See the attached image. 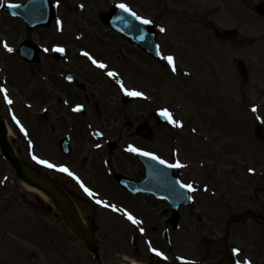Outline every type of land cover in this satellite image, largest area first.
Returning <instances> with one entry per match:
<instances>
[{"label":"rangeland","instance_id":"obj_1","mask_svg":"<svg viewBox=\"0 0 264 264\" xmlns=\"http://www.w3.org/2000/svg\"><path fill=\"white\" fill-rule=\"evenodd\" d=\"M7 1L0 0V11ZM119 1L106 0V5ZM133 1L148 8L153 4L152 0ZM195 1L160 0L156 20L160 59L156 61L140 56L97 18L88 32L76 21L62 20L60 31L51 23L42 32L48 39L53 35V40L40 43V63L30 65L16 53L22 39L18 21L1 14L0 87L7 90L12 103L0 93V112L10 128L8 138L19 158L35 164L48 183L57 184L84 222L96 230L99 261L71 232L53 203L25 189L0 155V228L7 226L17 234L25 231L23 241L12 235L6 240L1 256L26 257L28 264H129L127 258L147 264H232L233 248L239 250L236 260L264 264V18L253 10L264 0H240L238 8L231 2L225 13L207 0H201L197 9ZM222 14L242 21L235 37L225 36L224 30L234 23ZM4 43L13 51L8 52ZM52 43L51 47L66 52V59L49 58L45 49ZM85 52L106 67L93 64ZM165 56L173 57L172 65ZM238 62L245 65L246 79ZM66 71L85 83L89 95L66 84ZM109 71L116 75L107 77ZM71 87L79 94L75 93L79 98L75 101L87 105L86 119L69 111L57 116L50 110L65 99L62 91L69 95ZM125 90L143 96L123 103L120 96ZM44 105L51 107L47 123L38 119L44 118ZM159 110H167L179 124H158ZM138 121L150 124L152 138L137 135L130 127ZM258 126L262 136L256 134ZM93 130L105 132V138L118 143L110 166L103 164L104 140H96ZM64 135L72 144L69 157L60 156L55 145ZM130 145L178 164L174 171L182 182L192 185L191 203L181 208L177 230L162 214L164 202L144 194L130 195L116 185L111 174L115 171L135 178L143 174L141 163L127 151ZM252 146L256 149L251 150ZM83 156L94 168V174L83 175V184L62 173L56 177L51 168L39 167L37 162V157H45L42 160L50 164L62 162L59 166L65 159ZM248 211L261 221L246 218ZM125 212L140 223L133 224ZM163 228H168V241Z\"/></svg>","mask_w":264,"mask_h":264},{"label":"water","instance_id":"obj_2","mask_svg":"<svg viewBox=\"0 0 264 264\" xmlns=\"http://www.w3.org/2000/svg\"><path fill=\"white\" fill-rule=\"evenodd\" d=\"M48 0H43V6H46ZM43 7V8H44ZM21 8H10L11 11H19ZM45 9V8H44ZM259 10L264 13V5L259 7ZM41 18L38 16L37 24L47 25L48 24V16H44L43 20L40 21ZM103 21L108 24L111 28L117 31L121 36H126L128 39L132 41L133 44L139 46L143 51L148 52L151 55H155L156 45L154 42L155 34L152 32L151 28L147 24H142L139 21V24L142 28V32L138 33V30L135 28V24L137 20L134 16L130 14V12H125L123 9L118 6H113L109 11L102 15ZM135 23V24H134ZM28 59L31 61H36L37 57V48L32 50ZM59 56V55H58ZM4 123L0 117V147L1 152L6 157V159L12 164L13 169L16 170L18 175L25 179V181L32 186L43 191L48 197H50L57 208L60 210L63 215V219L69 224L71 229L78 235L80 239L84 241L87 248L96 254L95 246L93 245L94 239H92V233L88 231L79 218L78 214L75 211L66 209L61 202L60 196L53 191L48 185L42 182L39 179H36L34 175H30L26 168L27 166L19 161L12 154V148L8 143L5 136V127ZM138 159L145 165L146 177L140 182H134L133 180H129L122 175H116L117 182L124 188L129 191L136 192H158L162 193L161 196H166L173 207L174 219L172 223L176 226L177 219V209L182 202L187 201L188 194L186 190L180 188L179 182L173 175L171 167L167 164H160L158 160H153L149 156H144L138 153Z\"/></svg>","mask_w":264,"mask_h":264},{"label":"flooded vegetation","instance_id":"obj_3","mask_svg":"<svg viewBox=\"0 0 264 264\" xmlns=\"http://www.w3.org/2000/svg\"><path fill=\"white\" fill-rule=\"evenodd\" d=\"M54 2H56L57 7L56 8V13H57V17L58 21H57V26L55 25L54 30L59 31L60 27H58L61 23L62 20H67L68 23H74L76 21V23H80V25H85V26H90L93 23L94 24V20L95 19H99L102 11H106L107 10V5H106V0H53ZM214 4H211L212 7L214 8H226L228 9L231 1L233 0H212ZM30 2V3H29ZM207 2H209L207 0ZM19 3L22 4V6L24 7L25 13L23 18L19 19V25H20V30H18L19 32L21 31L20 35L22 36V40H27V41H32L34 43H42L44 40L48 41V40H53V35L50 37V39H48L47 37H45L43 35L42 32V28L38 27L35 29H31L29 30L28 26H27V22H26V8L29 6V9L31 12H34L37 10V3H32L30 0H19ZM153 6H152V11L155 14L157 13L158 10V4L156 1L153 2ZM200 3L195 2V6H199ZM140 8L146 9L147 12H149L151 10V7H144V5L139 4ZM241 24V21L239 20L237 23H235L236 26H239ZM56 36V37H55ZM54 36V39L57 38V34ZM42 47V46H41ZM53 49V48H51ZM50 49V50H51ZM66 84H70L74 85V82H66ZM64 93V96H62V100L63 98H65L63 101L59 100V105L56 104L57 106H52V108L50 110H52V114H55L57 116H59L60 114H64L65 115V111H69V114L71 115H75V113L77 115H79V117H81V115H85V109H83V113H79L78 111H73V109L75 108L74 105L77 103V105H80L81 103L75 101V100H79V98L77 97L76 91H72V87L67 91L69 92V95L64 92V90L62 91ZM80 93H82V91L79 90ZM76 93V94H75ZM79 95V94H78ZM83 95H87L86 93H84ZM58 109V110H57ZM43 114V113H42ZM68 114V117H70V115ZM45 119L48 120L49 116L47 114L44 115ZM86 115H85V119H86ZM66 119V118H64ZM68 131H70L69 126H67ZM68 136V135H66ZM69 137V136H68ZM70 140V137H69ZM58 144V141H57ZM56 145V148L59 150L58 145ZM60 156H63V154L60 152ZM109 153V154H108ZM107 153V159H104V162L107 165H110V161L111 159H113V153L112 152H108ZM36 155V154H35ZM37 156V155H36ZM35 156V157H36ZM66 157V156H63ZM69 157V156H68ZM39 157H37V160H42L43 158L45 159V157H42L41 159H38ZM84 159H76L75 161H69L65 159V162H63L67 167H69L71 170L72 175H69L67 173L66 174H62L66 177H72L74 176V174L76 173L78 178L82 180H85L83 175H88V174H94V168L91 165H87L88 164V157H83ZM91 161V158H90ZM62 162H54L52 165H55V167L51 168V173H55L56 177L59 176V166H57L58 164H61ZM77 166H75V164ZM39 167L41 166L38 165ZM79 166H81V169H79ZM13 236L15 239L17 240H25V231L21 230L17 232H15L14 230H10L7 226L0 228V247L3 248V246L6 244V240L10 239V236ZM25 242V241H24ZM20 254V253H19ZM1 249H0V264H28V261L26 259V257H14L11 258L10 256H1ZM21 256V255H20Z\"/></svg>","mask_w":264,"mask_h":264},{"label":"snow or ice","instance_id":"obj_4","mask_svg":"<svg viewBox=\"0 0 264 264\" xmlns=\"http://www.w3.org/2000/svg\"><path fill=\"white\" fill-rule=\"evenodd\" d=\"M7 7H9V8H16V7H19V5L9 3V4L7 5ZM118 7L121 8V9H123L125 12H130V14H131L132 16L136 17V19L139 20L142 24H150V23H151L150 20H147V19H144V18H142V17H139L135 12H132L131 9H129V7H128L126 4H119ZM58 23H59V21H58ZM160 31L163 32V31H165V29L161 28ZM3 46H4V48H5L8 52H12V51H13V49H12L11 47H9V46L7 45V43H4ZM54 50H55V51H60V52L64 51L62 48H56V49H54ZM45 51H47V49H45ZM83 54H84L85 56H88V58L92 60V63H93V64H96L99 68H105V67H106V65H104L103 63H98L96 60L92 59V57L89 56V54H88L87 52H85V53H83ZM157 54L159 55V51L157 52ZM164 59L168 62L169 65H172V64H173V57H171V56H165ZM173 71H175V68H174V67H173ZM107 75L110 76V77H112V76H115L116 73H115V72H112V71H109V72L107 73ZM69 79H70V78H69ZM117 83L120 84V85H121V88L123 89V84H122L119 80H117ZM0 93H4V100H5V102H7V103H9V104L12 103V101H11V100L8 98V96H7V90H6V89L0 87ZM125 93H126V95H129V96H136V97H142V96H143V93L138 92V91H127V90H125ZM81 107H82V106L77 105V106L73 109V111H80V110H81ZM252 111H253V112H256L257 109H256L255 107H253V108H252ZM160 115H162V116H164L165 118H167V119L169 120L170 123L177 124V125L179 124L178 121H175V120L172 119L171 114H170L167 110H163V111H161ZM257 119H259V117H258ZM98 146H99V145H98ZM127 151H130V152H138V153H140L141 155L149 156V157H151V159H153V160H158L160 164H166V163H167L166 161L160 159L159 157L153 155L152 153H149V152H141L140 149L134 148V147H132L131 145L128 147ZM33 159H36V157H33ZM37 162L40 163V164L46 165V166L49 167V168H53V167H55V165H52V164L48 163V161H45V160H37ZM168 166H169V167H179L178 164H176V165H168ZM60 171L68 172V169H67V168H63V167H61V168H60ZM249 171L251 172V171H253V170H252V169H249ZM68 174H69V175H72L71 172H68ZM180 186H181L182 188H186V189H188L189 191H193L192 185H190V184H181ZM85 192H88L89 195H92V193H91L87 188H85ZM189 199H191V197H189ZM97 203H101V201H97ZM105 206H108V205H105ZM112 208H113L114 211L117 210V209L115 208V206H112ZM125 216H126L127 219L130 220L133 224H138V223H140V221H138L135 217H133L131 214H129V213H127V212H125ZM141 231H143V229H141ZM153 251L156 252L155 249H153ZM232 251H233V254L235 255V254H237V252H238L239 250H238V249H233ZM156 255L160 256V255H162V253H160V252H156ZM236 264H240V261H237ZM244 264H250V262H249V261H244Z\"/></svg>","mask_w":264,"mask_h":264},{"label":"bare ground","instance_id":"obj_5","mask_svg":"<svg viewBox=\"0 0 264 264\" xmlns=\"http://www.w3.org/2000/svg\"><path fill=\"white\" fill-rule=\"evenodd\" d=\"M7 132H8V134L10 133V128L9 127H7ZM253 147L254 146H252V149L251 150H254V149H256V148H254L253 149ZM255 154H253L251 157H253ZM254 158V157H253ZM252 159V158H251ZM254 160H252V163L254 164ZM253 171H252V176L254 177V176H256L255 174H256V172H255V169L254 168H251ZM23 185H24V187H26V189H28L29 191H33V192H35V193H37L38 195H40L41 197H42V199H44V200H49L48 199V197L43 193V192H41L40 190H38V189H35L34 187H32V186H29V185H27L26 183H23ZM60 199H61V202H62V204L64 205V207L66 208V209H68L69 208V210H72V211H76V209L77 208H74V205H73V203L70 201V200H68L67 198H65L64 196H60L59 197ZM232 250H233V248H232ZM231 252H233V251H231ZM127 260H131V262H134L132 259H127ZM238 260H236V254L234 255V254H232L231 255V261H230V263H232V264H236V262H237ZM244 261H246V260H240V264H244ZM136 262V264H146V263H142V262H139V261H135Z\"/></svg>","mask_w":264,"mask_h":264}]
</instances>
